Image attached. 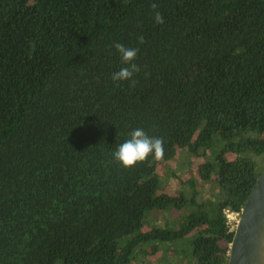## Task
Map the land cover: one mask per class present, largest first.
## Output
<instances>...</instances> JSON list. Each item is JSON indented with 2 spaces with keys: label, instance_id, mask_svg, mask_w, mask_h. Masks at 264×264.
I'll return each instance as SVG.
<instances>
[{
  "label": "trees",
  "instance_id": "trees-1",
  "mask_svg": "<svg viewBox=\"0 0 264 264\" xmlns=\"http://www.w3.org/2000/svg\"><path fill=\"white\" fill-rule=\"evenodd\" d=\"M114 42L139 49L131 81L112 79L130 68ZM136 128L164 154L126 168ZM180 148L210 150L195 173L218 200L193 177L160 191L154 159ZM262 161L264 0H0V264H132L158 243L227 264L225 210ZM192 208L144 230L150 210Z\"/></svg>",
  "mask_w": 264,
  "mask_h": 264
},
{
  "label": "rangeland",
  "instance_id": "rangeland-1",
  "mask_svg": "<svg viewBox=\"0 0 264 264\" xmlns=\"http://www.w3.org/2000/svg\"><path fill=\"white\" fill-rule=\"evenodd\" d=\"M212 149V148H211ZM213 150V149H212ZM212 158L210 150L191 152L186 148H180L176 150L174 157L167 161H156V171L161 179L160 191L168 194H176L180 189H183V185L180 181L189 178H195L198 180L196 188L198 191V201H216L220 198L221 191L213 181L203 182L196 177V166L204 160ZM263 162V161H262ZM264 163V162H263ZM258 164H261L259 162ZM148 213L144 230H148L150 227L157 225L163 227L167 225L169 221H180L183 215L189 214L192 209L177 210H150ZM237 217L228 219L229 226L234 230L235 221ZM224 246V242L220 243ZM178 247V248H177ZM190 251V246L188 247ZM132 264H194L192 254H183L180 252V246L169 243H158L151 245H143L137 250L136 256Z\"/></svg>",
  "mask_w": 264,
  "mask_h": 264
},
{
  "label": "water",
  "instance_id": "water-1",
  "mask_svg": "<svg viewBox=\"0 0 264 264\" xmlns=\"http://www.w3.org/2000/svg\"><path fill=\"white\" fill-rule=\"evenodd\" d=\"M236 221L227 264H264V165Z\"/></svg>",
  "mask_w": 264,
  "mask_h": 264
},
{
  "label": "clouds",
  "instance_id": "clouds-1",
  "mask_svg": "<svg viewBox=\"0 0 264 264\" xmlns=\"http://www.w3.org/2000/svg\"><path fill=\"white\" fill-rule=\"evenodd\" d=\"M153 10V19L157 25L164 24L163 14L159 11L160 5L153 2L150 5ZM140 44L144 43L143 36L138 38ZM117 52L121 54L122 60L126 64H130V68H121L119 72L114 73L112 79L117 81H131L135 72L139 71V67L131 63L137 58L138 48H126L122 43L114 42L112 45ZM130 139L118 146L115 151V158L120 161L126 168L134 167L137 162H144L147 158L154 154L155 158L160 159L164 154L162 138L148 137L143 129L136 128L130 133Z\"/></svg>",
  "mask_w": 264,
  "mask_h": 264
},
{
  "label": "built area",
  "instance_id": "built-area-1",
  "mask_svg": "<svg viewBox=\"0 0 264 264\" xmlns=\"http://www.w3.org/2000/svg\"><path fill=\"white\" fill-rule=\"evenodd\" d=\"M225 215H226L227 221H229L228 219H231L233 217L234 218L237 217L236 218V221H237V219H238V217L240 215V212H234V211H230V210L227 209V210H225ZM236 221H235V224H236ZM228 224H229V222H228ZM230 229H232V228H230Z\"/></svg>",
  "mask_w": 264,
  "mask_h": 264
}]
</instances>
